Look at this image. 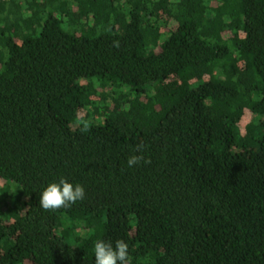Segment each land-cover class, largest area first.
<instances>
[{
  "label": "trees",
  "instance_id": "16d2710c",
  "mask_svg": "<svg viewBox=\"0 0 264 264\" xmlns=\"http://www.w3.org/2000/svg\"><path fill=\"white\" fill-rule=\"evenodd\" d=\"M60 178L84 199L42 210ZM98 240L264 264V0H0V264Z\"/></svg>",
  "mask_w": 264,
  "mask_h": 264
},
{
  "label": "clouds",
  "instance_id": "9594fccd",
  "mask_svg": "<svg viewBox=\"0 0 264 264\" xmlns=\"http://www.w3.org/2000/svg\"><path fill=\"white\" fill-rule=\"evenodd\" d=\"M87 130V125L84 129ZM141 161L150 163V160L145 159L140 155H131L127 159V165L133 167ZM84 188L80 184L67 182L64 178H60L58 183L48 184L39 195L38 204L44 211L55 212L61 208H68L77 201L84 199ZM128 244L123 240L105 242L98 240L94 244V264H131L128 254Z\"/></svg>",
  "mask_w": 264,
  "mask_h": 264
}]
</instances>
